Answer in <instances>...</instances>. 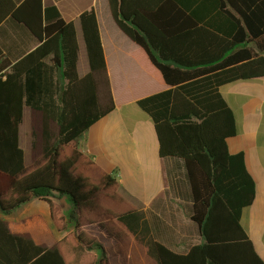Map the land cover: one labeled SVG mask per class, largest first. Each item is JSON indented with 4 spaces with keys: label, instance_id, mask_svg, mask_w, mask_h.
<instances>
[{
    "label": "trees",
    "instance_id": "1",
    "mask_svg": "<svg viewBox=\"0 0 264 264\" xmlns=\"http://www.w3.org/2000/svg\"><path fill=\"white\" fill-rule=\"evenodd\" d=\"M137 61L170 89L138 105L153 120L161 157L182 159L203 242L178 253L155 241L144 211L120 194L116 172L80 147L115 108L94 9L78 18L89 71L80 76L76 24L43 0H0V25L24 24L39 46L15 63L0 46V264H135L133 240L153 264H264L241 223L256 198L243 152L231 153L236 116L220 87L264 78V0H108ZM31 109L30 162L20 142ZM67 197L68 214L54 198ZM33 199L60 232L39 243L5 218ZM40 222V217H33Z\"/></svg>",
    "mask_w": 264,
    "mask_h": 264
},
{
    "label": "crops",
    "instance_id": "2",
    "mask_svg": "<svg viewBox=\"0 0 264 264\" xmlns=\"http://www.w3.org/2000/svg\"><path fill=\"white\" fill-rule=\"evenodd\" d=\"M43 3L45 7L56 6L66 21L75 22L80 76L88 73L89 66L78 18L84 11L95 10L116 108L82 136L80 147L105 170L118 174L120 194L136 209L144 211L155 241L175 252H187L191 246L203 242L199 226L191 219L193 198L187 170L182 159L160 156L154 122L138 105L140 99L170 86L158 81L134 57L140 46L117 25L108 0H43ZM39 44L36 36L13 18L0 25V46L12 63ZM220 92L237 121L238 133L228 139L229 150L244 153L256 182V198L243 210L241 219L253 240L250 220L264 213V78L225 84ZM27 113L30 118L29 107L24 108L23 122ZM25 126L22 123L20 127L24 150ZM261 241L264 245V234ZM255 247L264 260L256 244Z\"/></svg>",
    "mask_w": 264,
    "mask_h": 264
},
{
    "label": "rangeland",
    "instance_id": "3",
    "mask_svg": "<svg viewBox=\"0 0 264 264\" xmlns=\"http://www.w3.org/2000/svg\"><path fill=\"white\" fill-rule=\"evenodd\" d=\"M31 121V116L25 114L23 130V146L26 150V163L30 162V150L32 146L31 126L28 124ZM55 202L63 206V211L68 214L72 209V204L67 197L54 198ZM33 217H40L43 222L38 219H32ZM5 218L10 222L26 221L25 230L32 232L36 241L39 243H46L49 245L54 244L58 240H61L69 231H72L74 226L69 224L68 230L60 232L54 225L49 205L47 202L40 199H33L32 201L23 204L18 209L14 210L9 215H5ZM252 218V216H251ZM249 232L257 246V249L264 256V245L261 241L262 234H264V213H259L256 217L250 220ZM133 247L136 251L135 264H153V261L147 256L145 249L133 240ZM188 246L186 244L184 247Z\"/></svg>",
    "mask_w": 264,
    "mask_h": 264
}]
</instances>
